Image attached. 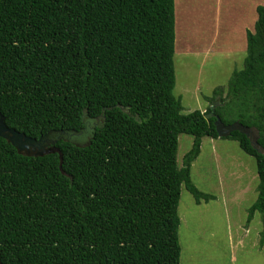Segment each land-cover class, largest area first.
Segmentation results:
<instances>
[{"label":"trees","instance_id":"1","mask_svg":"<svg viewBox=\"0 0 264 264\" xmlns=\"http://www.w3.org/2000/svg\"><path fill=\"white\" fill-rule=\"evenodd\" d=\"M247 31L243 68L184 112L174 93L175 0H0V115L39 138L101 118L85 144L21 154L0 137V264H181L182 187L197 203L192 164L215 121H240L264 147V5ZM225 89L226 94H225ZM214 94V96H213ZM219 94V95H217ZM125 107L129 112L122 109ZM192 148L178 162L179 135ZM256 158L264 235V153Z\"/></svg>","mask_w":264,"mask_h":264},{"label":"rangeland","instance_id":"2","mask_svg":"<svg viewBox=\"0 0 264 264\" xmlns=\"http://www.w3.org/2000/svg\"><path fill=\"white\" fill-rule=\"evenodd\" d=\"M259 4L264 0H175L174 93L182 96L184 112L216 104L218 96L213 102L205 97L217 86L227 87L244 66L247 31H256ZM193 142L192 134L179 135L180 166ZM191 169L198 188L215 198L197 203L182 187L181 264H264L261 214L247 223L258 196L256 158L232 138L204 136Z\"/></svg>","mask_w":264,"mask_h":264},{"label":"water","instance_id":"3","mask_svg":"<svg viewBox=\"0 0 264 264\" xmlns=\"http://www.w3.org/2000/svg\"><path fill=\"white\" fill-rule=\"evenodd\" d=\"M215 124L219 137L231 135L233 131L238 130L246 134L250 138L251 144L260 152L264 153V147L258 142V132L254 127L245 125L240 121L225 124L220 117H217ZM0 137L7 139L17 149V151L22 154L44 156L48 153L59 152L62 164V153L60 148L55 146V142L63 137L58 135L54 137L52 132L41 135L39 138H34L16 130L15 128L9 127L6 124L3 115H1Z\"/></svg>","mask_w":264,"mask_h":264},{"label":"flooded vegetation","instance_id":"4","mask_svg":"<svg viewBox=\"0 0 264 264\" xmlns=\"http://www.w3.org/2000/svg\"><path fill=\"white\" fill-rule=\"evenodd\" d=\"M102 120L97 117L95 119H86L85 120V125L79 130H66L62 131L61 135H58L60 131H55V134L58 136H63L66 137L69 141L78 143V144H85L87 143L90 138L92 137V131L96 128L97 125L100 124ZM54 136V135H53Z\"/></svg>","mask_w":264,"mask_h":264},{"label":"clouds","instance_id":"5","mask_svg":"<svg viewBox=\"0 0 264 264\" xmlns=\"http://www.w3.org/2000/svg\"><path fill=\"white\" fill-rule=\"evenodd\" d=\"M259 5H263V4H259ZM258 5V6H259ZM175 20H176V9H175ZM175 30H176V24H175ZM175 44H176V37H175V42H174ZM245 61V60H244ZM243 68V67H242ZM218 104H220V98L218 99V102L215 104V103H213L212 104V106L214 107V106H217ZM122 109L123 110H125V111H127V112H129L128 111V109L127 108H125V107H122ZM1 116V115H0ZM4 117V116H3ZM100 118V117H99ZM5 119V118H4ZM101 119V118H100ZM238 121V120H237ZM235 122V121H234ZM233 123V122H232ZM231 124V123H230ZM10 127V126H9ZM253 127V126H252ZM11 128H13V127H11ZM255 128V127H254ZM256 129V128H255ZM17 130V129H16ZM19 131V130H18ZM56 131H59V130H56ZM63 131H66V130H63ZM50 132H52L53 133V135H54V137H56V134H55V131H50ZM258 132V131H257ZM49 133V132H48ZM47 134V133H46ZM62 134V131H60V133L58 134V135H61ZM44 135V134H43ZM259 136V135H258ZM60 137H63L62 139H64V140H68L66 137H64V135L63 136H60ZM4 138V137H3ZM35 138V137H34ZM7 140V139H6ZM61 139H58L56 142H55V146H57L56 145V143L58 142V141H60ZM8 141V140H7ZM9 142V141H8ZM12 144V143H11ZM81 144V143H80ZM50 145H53V144H50ZM61 151V150H60ZM52 153H54V152H52ZM59 153V152H58ZM62 153V152H61ZM22 154V153H21ZM49 154V153H48ZM25 155H27V154H25ZM62 163H63V161H62Z\"/></svg>","mask_w":264,"mask_h":264},{"label":"crops","instance_id":"6","mask_svg":"<svg viewBox=\"0 0 264 264\" xmlns=\"http://www.w3.org/2000/svg\"><path fill=\"white\" fill-rule=\"evenodd\" d=\"M178 19H179V18H178ZM178 22H179V20H178ZM181 29H182V27H181ZM178 43H179V44H181V45H183V43H182V42H180V41H178Z\"/></svg>","mask_w":264,"mask_h":264}]
</instances>
